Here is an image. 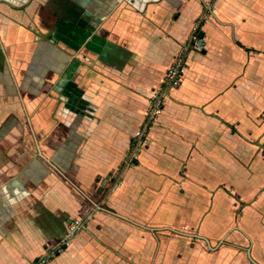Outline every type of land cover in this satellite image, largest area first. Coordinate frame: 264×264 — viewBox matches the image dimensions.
<instances>
[{
    "label": "crops",
    "instance_id": "0c3cea01",
    "mask_svg": "<svg viewBox=\"0 0 264 264\" xmlns=\"http://www.w3.org/2000/svg\"><path fill=\"white\" fill-rule=\"evenodd\" d=\"M45 257L264 264V0H0V264Z\"/></svg>",
    "mask_w": 264,
    "mask_h": 264
},
{
    "label": "built area",
    "instance_id": "2783aa9c",
    "mask_svg": "<svg viewBox=\"0 0 264 264\" xmlns=\"http://www.w3.org/2000/svg\"><path fill=\"white\" fill-rule=\"evenodd\" d=\"M205 48V40L204 38L199 34V31L196 29L191 33L189 39L183 46L181 52L177 56L175 62L169 67L166 74V79L164 81L163 87L161 91H159L157 94H155L152 98V102L150 103V107L147 111V121L141 127L137 134L135 135V142L136 145H140L143 143V140H145V133L147 132L150 125L153 123V120L159 116L164 108V98L165 93L173 86L177 85L183 75L184 72L188 66V55L190 51H202ZM82 222L81 220H74L71 224V235H74L78 231L81 230ZM48 259H41L39 260L38 264H45Z\"/></svg>",
    "mask_w": 264,
    "mask_h": 264
},
{
    "label": "rangeland",
    "instance_id": "374dc122",
    "mask_svg": "<svg viewBox=\"0 0 264 264\" xmlns=\"http://www.w3.org/2000/svg\"><path fill=\"white\" fill-rule=\"evenodd\" d=\"M166 231V230H165ZM79 233V231L77 232V233H75L74 235H70L69 236V240H68V242L67 243H65V245L64 246H62V247H60V248H57V249H52L51 251H50V255H49V257L50 258H54L55 256H57V255H59V253L61 252V250H64L65 249V246L66 245H68V243H69V241H71L77 234ZM49 257H45L46 258V260L49 258ZM41 259H43V258H41ZM40 259V260H41ZM39 260H34L33 262H31L30 264H38V263H40V262H38ZM47 262L48 261H46V263L45 264H47Z\"/></svg>",
    "mask_w": 264,
    "mask_h": 264
},
{
    "label": "water",
    "instance_id": "95a60500",
    "mask_svg": "<svg viewBox=\"0 0 264 264\" xmlns=\"http://www.w3.org/2000/svg\"><path fill=\"white\" fill-rule=\"evenodd\" d=\"M200 35L203 36V33H201Z\"/></svg>",
    "mask_w": 264,
    "mask_h": 264
}]
</instances>
